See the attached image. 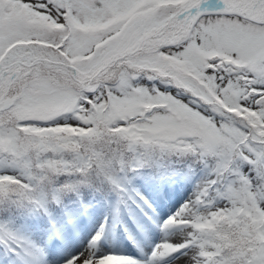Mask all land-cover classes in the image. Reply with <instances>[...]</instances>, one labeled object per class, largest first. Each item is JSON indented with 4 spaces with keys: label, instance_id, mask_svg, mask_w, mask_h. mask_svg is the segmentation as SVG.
Wrapping results in <instances>:
<instances>
[{
    "label": "snow or ice",
    "instance_id": "6c2138e0",
    "mask_svg": "<svg viewBox=\"0 0 264 264\" xmlns=\"http://www.w3.org/2000/svg\"><path fill=\"white\" fill-rule=\"evenodd\" d=\"M0 264H264V0H0Z\"/></svg>",
    "mask_w": 264,
    "mask_h": 264
}]
</instances>
